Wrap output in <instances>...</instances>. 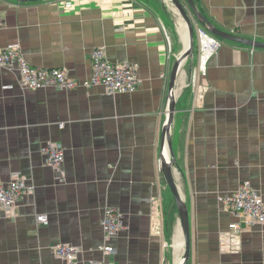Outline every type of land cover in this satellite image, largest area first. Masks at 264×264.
Returning a JSON list of instances; mask_svg holds the SVG:
<instances>
[{
  "label": "crops",
  "instance_id": "0c3cea01",
  "mask_svg": "<svg viewBox=\"0 0 264 264\" xmlns=\"http://www.w3.org/2000/svg\"><path fill=\"white\" fill-rule=\"evenodd\" d=\"M194 2L221 31L264 42V0ZM0 14V53L18 45L32 65L63 68L83 80L99 47L114 63L136 64L141 79L133 93L109 94L103 86L32 89L20 85L17 69L0 66V180L20 174L34 187L11 213L0 209V264H65L53 253L58 243L79 246L81 260L102 259L108 207L120 210L126 225L110 242L117 250L113 264H179L180 216L160 170L168 154L162 135L170 75L188 47L174 4L0 0ZM220 40L206 74L198 71L196 45L177 80L171 138L191 228L187 264H264L263 225L241 223L242 251L221 250V235L240 221L218 200L244 181L264 198V48ZM49 141L65 147L64 180L45 162Z\"/></svg>",
  "mask_w": 264,
  "mask_h": 264
},
{
  "label": "built area",
  "instance_id": "2783aa9c",
  "mask_svg": "<svg viewBox=\"0 0 264 264\" xmlns=\"http://www.w3.org/2000/svg\"><path fill=\"white\" fill-rule=\"evenodd\" d=\"M0 14V25L3 23ZM195 28V40L198 42L200 63L198 71L207 73L208 63L221 48L220 38L212 34L207 27L198 21L193 22ZM188 39V31L186 30ZM255 47L252 48V51ZM0 66L10 70L17 69L19 83L25 88L59 87L65 90L78 88L90 89L95 86H103L107 93H133L141 84L136 64L129 62L114 63L107 58L103 48H96L91 56V74L87 79L72 78L63 68H45L32 65L23 54L18 45H10L0 53ZM191 86L197 88V71L194 72ZM63 125V124H62ZM42 153L47 165L57 173L58 178L65 179L66 171L65 147L56 141H49L44 145ZM34 192V187L28 183L27 177L16 174L9 182L0 180V209L11 213L28 194ZM218 200L223 203L240 222L231 223L228 231L220 237V248L226 253H240L242 251V233L245 226H264V198L249 181H244L239 188L232 193L220 195ZM161 202V201H160ZM161 205L159 206L157 226L161 230L163 217ZM40 223L48 224L49 218L45 214H38ZM103 243L99 250L103 253L102 259L81 260V248L71 243H58L53 245L55 256L63 259L65 264H113L109 257L116 254V248L110 244L122 230L126 228L124 215L120 210L108 207L102 219Z\"/></svg>",
  "mask_w": 264,
  "mask_h": 264
},
{
  "label": "water",
  "instance_id": "95a60500",
  "mask_svg": "<svg viewBox=\"0 0 264 264\" xmlns=\"http://www.w3.org/2000/svg\"><path fill=\"white\" fill-rule=\"evenodd\" d=\"M19 2H36L41 0H16ZM171 1L178 14L182 18L187 31H188V47L182 53L180 57L177 58L170 75V82H169V93H168V118L163 128V135H162V144L163 147H166L168 154H163L161 159V168L160 170L164 174L165 180L167 185L169 186L179 212L180 216V226L183 233L184 238V248H183V255L179 264H187L190 257H191V228L189 222V213L187 204L182 197V192L180 186L177 181L176 177V159L174 157V150L172 145V138H171V130L174 120V113L176 111V87H177V80L180 74V71L185 64V62L194 56V50L196 45L195 40V28L193 24V17L190 13V10L194 17L208 30L224 39H228L231 41L247 44L257 48H264V42L256 41V40H249L244 39L238 36H234L230 33L221 31L217 27H215L196 7L194 0H187L190 10L183 4L181 0H169Z\"/></svg>",
  "mask_w": 264,
  "mask_h": 264
},
{
  "label": "trees",
  "instance_id": "16d2710c",
  "mask_svg": "<svg viewBox=\"0 0 264 264\" xmlns=\"http://www.w3.org/2000/svg\"><path fill=\"white\" fill-rule=\"evenodd\" d=\"M195 46H196V45H195ZM175 204H176V203H175ZM175 208H176V211L178 212L177 206H176ZM170 225H171V228H172L173 225H174V219H173V218L170 220Z\"/></svg>",
  "mask_w": 264,
  "mask_h": 264
},
{
  "label": "rangeland",
  "instance_id": "374dc122",
  "mask_svg": "<svg viewBox=\"0 0 264 264\" xmlns=\"http://www.w3.org/2000/svg\"><path fill=\"white\" fill-rule=\"evenodd\" d=\"M177 11V10H176ZM178 13V12H177ZM179 15V14H178ZM180 16V15H179ZM186 30H187V28H186ZM196 45L198 46V42L196 41Z\"/></svg>",
  "mask_w": 264,
  "mask_h": 264
},
{
  "label": "bare ground",
  "instance_id": "6f19581e",
  "mask_svg": "<svg viewBox=\"0 0 264 264\" xmlns=\"http://www.w3.org/2000/svg\"><path fill=\"white\" fill-rule=\"evenodd\" d=\"M249 227V226H248ZM183 253V252H182ZM181 257H182V255H181ZM181 257H180V259H179V262L181 261Z\"/></svg>",
  "mask_w": 264,
  "mask_h": 264
},
{
  "label": "flooded vegetation",
  "instance_id": "af4514ba",
  "mask_svg": "<svg viewBox=\"0 0 264 264\" xmlns=\"http://www.w3.org/2000/svg\"><path fill=\"white\" fill-rule=\"evenodd\" d=\"M185 33V32H184ZM186 34V33H185ZM185 37H186V35H185Z\"/></svg>",
  "mask_w": 264,
  "mask_h": 264
}]
</instances>
